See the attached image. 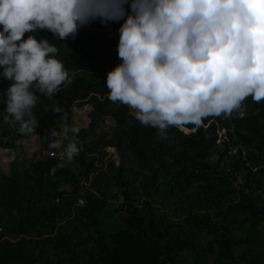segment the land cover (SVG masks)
Instances as JSON below:
<instances>
[{"label":"trees","instance_id":"16d2710c","mask_svg":"<svg viewBox=\"0 0 264 264\" xmlns=\"http://www.w3.org/2000/svg\"><path fill=\"white\" fill-rule=\"evenodd\" d=\"M130 5L131 0L125 5L129 13ZM126 19L127 15L118 22L109 21L107 24L100 19L93 20L79 27L74 39H60L48 29L25 33V40L35 36L58 48L54 55L64 64L72 82L62 84L51 98L35 93L39 98L31 113L37 124L31 135L39 136L50 156L46 160L25 158L11 164L17 182L13 187L0 184V227H10L18 235L25 233L29 237L38 227L39 230L45 228L38 233L39 237L53 232L59 224L56 200L69 201L65 198L64 184L71 183L77 192L76 181L83 177L98 191L91 192L89 206L81 209L79 214L88 222V234L91 237L96 235L93 250L85 262L82 260L85 264H264V232L261 231L264 207L256 204L251 195L255 182L253 169L264 173V100L256 103L249 96L241 108L230 115H210L203 118L199 126L186 124L184 126L191 130L189 133L171 126L167 138H162L157 135L156 128L144 126L132 116L127 105L107 98L109 89L104 74L111 71L115 62L108 56L107 48L110 46L118 53L119 29ZM12 82L0 75L2 100L6 99L4 93ZM86 103L95 106V112L91 114L92 126L75 134L69 133V136L78 137L79 154L72 164L59 168L52 175L50 169L60 159L59 150L49 148L50 132L71 127L73 108ZM53 109L59 112H53ZM240 112L244 113L243 118ZM4 115L0 109L3 136L17 133L18 142L24 141L26 135L19 132V122H5ZM104 115L111 116L114 121L107 131L100 128ZM219 133L225 139L217 143ZM9 145L0 141L3 148ZM230 146L239 147L234 155L228 154ZM105 147L117 149L120 168L117 169L111 161L109 168L116 173L114 177L122 189L120 192L130 204L117 217L110 216L107 202L109 195L114 199L119 197L108 189L112 177L103 176L102 179V176L95 175L89 180L97 170L99 157H105ZM216 147H222L218 158ZM132 170H143L139 175L145 182L142 189L134 186L129 178L124 180L130 174L135 176L137 172L131 173ZM45 186L49 194H53L48 204L42 201ZM190 188L194 190L191 201L197 209H190L189 217L193 221L201 218L205 222L202 233L210 238L206 246L201 240L190 241L174 235L168 227L152 222L154 217L148 222L150 218L131 203L134 193L140 191L147 198H153L156 193L181 198L189 194L187 189ZM146 205L153 215L152 206ZM204 209H215L218 221L214 222L211 214H192ZM234 231L241 232L242 236L236 239ZM74 237V233H64L52 247L49 239L39 242L30 239L25 246L20 242L0 240V264L52 261L47 253L50 247H63L69 260L79 262V255L71 254ZM186 252L190 256L187 260L183 258L187 256Z\"/></svg>","mask_w":264,"mask_h":264},{"label":"clouds","instance_id":"9594fccd","mask_svg":"<svg viewBox=\"0 0 264 264\" xmlns=\"http://www.w3.org/2000/svg\"><path fill=\"white\" fill-rule=\"evenodd\" d=\"M128 3L0 0V75L13 81L0 101L6 103L5 122H19V132L31 135L35 93L51 98L72 82L54 55L58 48L35 36L25 40L26 32L48 29L60 39H74L93 20L107 24L125 15L119 29L122 63L107 75V98L134 110L157 135L167 138L171 126H199L210 115H230L249 96L264 100V0H131L130 13ZM78 131L50 132L49 148L60 150L52 175L79 154L78 137L69 136Z\"/></svg>","mask_w":264,"mask_h":264},{"label":"rangeland","instance_id":"374dc122","mask_svg":"<svg viewBox=\"0 0 264 264\" xmlns=\"http://www.w3.org/2000/svg\"><path fill=\"white\" fill-rule=\"evenodd\" d=\"M111 48L112 47L108 46L107 50L109 54L108 56L111 58V61L116 62H114V65L111 69L113 70L115 67L121 64L122 61L119 59L118 53ZM107 75L108 73L104 74V77L106 78ZM0 99V101H3L1 96ZM5 108L6 103L0 102V109H3V113ZM77 111L83 112V115L77 117ZM93 112H95V106L93 103H86L80 107H74L72 113L71 128H78L79 131L90 128L92 126L91 114ZM129 113L135 117L134 110L130 109ZM102 119L103 122L100 124L101 130L107 131L109 127L114 125V121L112 120L111 116L104 115ZM181 130L187 133L191 132V130L186 126L181 128ZM222 135V133H219V141H217V143H220L225 139ZM17 136V133H12L10 136L5 137L0 131V141L4 140V142H8V144H10L6 148L0 146V184H5L9 187H13L17 182L16 174L11 168V164L14 161L23 160L25 158L46 160L50 156V153L43 147L39 136L26 135L24 141L22 142H18ZM12 142H14V144ZM238 148V146H230L228 154L234 155L237 152L236 150H238ZM220 151H222V147H216L217 158L220 155ZM103 152L105 154V157H99L98 162H96L97 170L90 175L89 180L94 178L95 175L102 176V179L103 176H106L108 179L109 177H112L110 183L108 184V189L112 194H119V197L114 199L109 195L107 202L110 216L117 217L122 212H125L130 205L128 200H126V198L120 192L122 191V189L119 183L116 182V179L114 177L116 173L114 172V170H111L109 168L110 161L114 162V166L117 169L120 168L121 162L116 148L105 147L103 148ZM57 155H59V152L57 153ZM242 160H245V158L243 157ZM255 171L256 169H253V177L255 178V182L252 185L251 195L256 204L264 207V173H258ZM133 172H137L135 176H132L130 174L128 175V177H124V180H126V178H129L134 186L142 189V186L145 185V182L140 178L139 175L143 172V170H132L131 173ZM84 179L85 178L81 177L76 181V186H78L77 192H75L76 187L71 183L64 184L63 189L66 195L65 198H67L69 201L62 203L61 200H56L55 204H57L58 211L60 212L58 214L59 224L56 226L53 232L46 233V235L39 237L38 233L42 232V230L44 231L45 228L39 230L38 227L33 233V236L29 237L25 233L18 235L14 229L6 227L5 229H3V232L0 236L2 238H0V240H10L12 243L20 242L23 246H25L30 239L38 242L44 239H49L52 247L58 241L57 238L61 237L64 233H74L75 237L73 238L74 241L71 248V254H78L81 261L76 262L75 259L69 260L67 255L65 254L63 247H53L52 249L50 247L47 249V253L49 254V257L52 258V261H42V263L56 264V262H60L61 264H85L83 263L86 261L85 258L89 253H91L94 248L96 235L94 237H91L88 234V229L90 228L87 227L88 222L82 215L79 214H81V209L89 206L90 199L88 197H91V192L97 193L98 191L93 189L90 185V182ZM102 184L99 185V187H101ZM187 191L189 192V194L182 195L181 198L172 194L159 195L158 193L154 194L153 198H147L140 191V193L138 194L134 193V200H132L131 203L134 204L135 207L139 208L142 214L150 218V221L148 222H151L152 217H154L155 220L152 222L159 226L168 227L170 231L174 233V235H179L181 238H185V240L190 241L201 240V243L206 246L205 244L206 242L210 241V238H207L208 235H203L202 233L204 226L206 227L205 222L201 218H197L196 221L194 220V222L189 217L190 209H197V206L191 201L193 198L194 190L193 188H190L187 189ZM42 193L45 194L43 196L41 195L43 203L48 204V201L51 202L53 194H49V190L46 188V186L44 187V190H42ZM79 197H81L82 199L81 203L78 202ZM146 204H150L152 206L153 215H151V212H148L149 210ZM192 214H211L213 221H218L215 209L195 210ZM261 231L264 232V226H262ZM233 235L236 239L242 236L241 232L239 231H234ZM39 247L41 248L42 245L40 244ZM186 251L190 252V249H187ZM186 254L187 256L183 258L187 260L188 258H190V256L187 252Z\"/></svg>","mask_w":264,"mask_h":264},{"label":"built area","instance_id":"2783aa9c","mask_svg":"<svg viewBox=\"0 0 264 264\" xmlns=\"http://www.w3.org/2000/svg\"><path fill=\"white\" fill-rule=\"evenodd\" d=\"M78 202H79V203H81V202H82V199H81V197H79V198H78ZM2 231H3V229H2V227H0V234L2 233Z\"/></svg>","mask_w":264,"mask_h":264},{"label":"bare ground","instance_id":"6f19581e","mask_svg":"<svg viewBox=\"0 0 264 264\" xmlns=\"http://www.w3.org/2000/svg\"><path fill=\"white\" fill-rule=\"evenodd\" d=\"M77 117H79V116H81V115H83V112H80V111H77ZM85 117V116H84ZM76 118V117H75Z\"/></svg>","mask_w":264,"mask_h":264},{"label":"water","instance_id":"95a60500","mask_svg":"<svg viewBox=\"0 0 264 264\" xmlns=\"http://www.w3.org/2000/svg\"><path fill=\"white\" fill-rule=\"evenodd\" d=\"M118 104L120 103V102H117Z\"/></svg>","mask_w":264,"mask_h":264}]
</instances>
